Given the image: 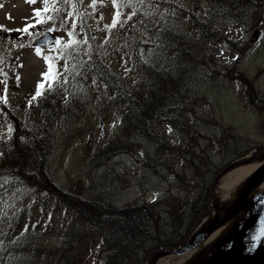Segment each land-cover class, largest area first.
<instances>
[{"label": "rangeland", "instance_id": "rangeland-1", "mask_svg": "<svg viewBox=\"0 0 264 264\" xmlns=\"http://www.w3.org/2000/svg\"><path fill=\"white\" fill-rule=\"evenodd\" d=\"M233 1L48 0L46 5L44 0H0V142L17 149L20 125L39 124L49 132L50 143L45 182L29 188L24 180L25 186L11 188L9 178L0 175V264H104L106 254L101 253L96 239L85 246L75 244L65 258L60 256L70 230L82 224L62 197V190L83 198L101 193L114 207L158 203L157 211L163 215L165 203L179 207L178 203L192 197L190 185L198 181L197 176L210 177L212 165L225 163L214 177L213 204L191 236L212 222L216 230L224 218L242 210L245 219L250 217L261 195L251 194L254 187L246 184L248 177L234 184L225 182L240 168L264 165V6L239 24ZM45 7L48 11L41 19L46 30L42 33H51L56 41L37 48L35 37L28 39L16 31L34 21L32 15L36 10L44 12ZM190 16L209 24L218 39L200 42ZM257 30L260 36L252 40ZM160 31L175 33L196 48L198 59L192 69L181 72L179 87L194 98L197 116L214 121L204 123L187 114L190 129L181 133L157 121L158 133L180 151L158 153L146 139L130 138L134 145L125 153L120 148L126 137L118 106L110 91L94 78L93 63L100 62L138 90L152 71L177 67L169 65L173 54L160 55L154 46ZM37 49H41L40 55ZM45 57L53 65L54 79L46 80L43 75L49 69ZM40 84H44L40 91H45L36 97ZM222 134L229 136L230 149L216 153L213 136ZM108 146L113 152L103 165L94 162V156ZM183 148L192 152L195 165H189ZM142 149L158 153V158L164 156L165 165L155 171L143 166ZM205 153L208 164L201 163ZM230 165L234 168L222 174ZM177 175L183 176V182ZM211 248L193 263L181 261L183 255L155 259L158 251L145 254V264L154 259L151 264H211L212 254L206 256Z\"/></svg>", "mask_w": 264, "mask_h": 264}, {"label": "trees", "instance_id": "trees-1", "mask_svg": "<svg viewBox=\"0 0 264 264\" xmlns=\"http://www.w3.org/2000/svg\"><path fill=\"white\" fill-rule=\"evenodd\" d=\"M263 5L264 0H234L233 15L236 20L243 22L250 19L254 12L260 10ZM190 17L200 42H214L218 39L209 24L194 16ZM30 25H35V27H28V25L25 27L28 31L22 29L16 32L29 39L46 30L44 22L37 21ZM41 26L44 27L41 28ZM158 34L160 37L156 38L157 42L154 45L158 47V53L160 55L173 54L169 65L173 63L177 67L171 65L161 72L152 71V75L144 81L145 85L137 87L138 90L100 62L93 63L94 78L110 91L113 102L118 106L122 123L121 130L126 137V143L120 148L125 153H129L131 145H134L130 138L146 139L157 149L158 153L159 150L167 151L168 149L180 151L179 147L173 148L158 133L155 128L157 121H162V124L167 125L170 131L175 133L190 129L185 119L187 114L198 117L204 123L210 124L214 121L197 116L193 108L194 98L186 95L179 87L181 72L192 69L194 62L198 59L195 53L196 48H192L187 40H182L175 33L169 35L168 31H160ZM169 44H172V48L168 47ZM175 72L180 73L174 75ZM20 126L23 128L21 136L17 137L19 142L17 149L14 145L7 148L4 142H0V175L9 178L7 186L11 188L24 186V180L30 183L27 184L28 186L37 187L39 182L48 180L49 132L46 127L39 124L33 127ZM196 133L199 132L194 131V134ZM226 135L222 134L219 138L214 137L217 139L213 144L216 153L221 150L227 152L230 149L231 142L229 136L225 137ZM136 145L140 148L138 144ZM183 149L187 152L189 165H195L192 152L188 148ZM141 151L144 153L143 166L151 167L155 171L158 166L165 165L164 156L158 158V153L152 155L146 149ZM111 152L113 149L110 150L108 146L101 154L94 156L93 161L103 165V160ZM202 158L201 163L208 164L206 153ZM202 158L198 159L201 161ZM224 162H231V159ZM224 164L212 165L210 177L197 174L199 175L197 176L198 181L190 185L194 189L192 197L178 203L179 207L165 203L163 215L157 211L158 203L146 204L143 201L139 204L129 203L114 207L111 202H108L109 197L104 198L101 193L90 198H83L81 195L62 190V197L74 208L72 213L82 224L70 230L63 242L65 247L61 249L63 254L60 256L65 258V254L73 250L75 244L85 246L90 239H96L99 242L101 253L106 254V257L103 256L104 264H145L148 259L144 258L145 254L149 256L162 248L179 247L185 244L198 220L213 204L211 201L212 184L215 175L220 173ZM169 171L172 172V170ZM195 171L193 169V172ZM260 173V171L256 172L247 185H252ZM177 177L183 182V176L177 175ZM184 183L188 186L187 182L184 181ZM72 202L76 204L72 206Z\"/></svg>", "mask_w": 264, "mask_h": 264}, {"label": "water", "instance_id": "water-1", "mask_svg": "<svg viewBox=\"0 0 264 264\" xmlns=\"http://www.w3.org/2000/svg\"><path fill=\"white\" fill-rule=\"evenodd\" d=\"M53 42L54 38L49 33H46L35 41V45L45 47ZM230 169L231 167L225 169L224 173ZM228 218L231 217L229 216ZM215 228L214 223L205 225L191 238L188 244L176 249H163L157 254L155 259L162 256L186 254L198 247ZM211 264H264V192L251 216L238 230L229 248L216 255Z\"/></svg>", "mask_w": 264, "mask_h": 264}, {"label": "bare ground", "instance_id": "bare-ground-1", "mask_svg": "<svg viewBox=\"0 0 264 264\" xmlns=\"http://www.w3.org/2000/svg\"><path fill=\"white\" fill-rule=\"evenodd\" d=\"M257 167H258L257 164H252V165L246 166L244 168H240L239 170H236L232 176L233 178L232 179L228 178L225 182V185H227L228 182H230L232 184L240 182L241 180L246 178L250 173H252V171L255 170ZM28 187L31 188L30 186H28ZM16 188H18V187H16ZM263 189H264V177L261 180V182L253 188V190L251 191V194L254 192V194H252V195H256ZM243 218H244V210L239 212L233 219H230L227 222L221 224L197 248H195V249L189 251L188 253L184 254L181 261H183L184 263H193V262L199 260L200 258H202V256H204L206 254V252L208 250H210V248L214 245V243L219 238H221L222 236L227 234V232H229L235 225L240 223Z\"/></svg>", "mask_w": 264, "mask_h": 264}, {"label": "snow or ice", "instance_id": "snow-or-ice-1", "mask_svg": "<svg viewBox=\"0 0 264 264\" xmlns=\"http://www.w3.org/2000/svg\"><path fill=\"white\" fill-rule=\"evenodd\" d=\"M27 2H28V3H35L36 0H27ZM94 2H95V0H94ZM44 3L47 5V4H48V0H44ZM43 11H44V12H47V11H48V8L45 7V8L43 9ZM118 15H119V13L117 14V16H118ZM35 16H36V17H40V16H41V10H36V12H35ZM39 22H40V23H43L44 21L41 19V20H39ZM113 26H115V20H114ZM28 27H35V25H29ZM23 30H24V31H28V28H25V29H23ZM59 43H60V42L57 41V44H59ZM36 51H37V54H38V55L41 54V49H37ZM45 59H46V61H49V69H48V72L44 73L43 75H44V77H45L46 80L49 79V78L54 79V78H55V73H54L53 65H52V63L50 62V58L45 57ZM48 86L51 87V84H49ZM43 87H44V84H40V85L38 86V89H37V92H36V97H38V96L41 95V91H40V89L43 88ZM36 97H34V99H35Z\"/></svg>", "mask_w": 264, "mask_h": 264}, {"label": "flooded vegetation", "instance_id": "flooded-vegetation-1", "mask_svg": "<svg viewBox=\"0 0 264 264\" xmlns=\"http://www.w3.org/2000/svg\"><path fill=\"white\" fill-rule=\"evenodd\" d=\"M231 243V241L229 240V239H227L225 242H224V246L222 247V248H220V249H216V251L213 253V255H212V259L216 256V255H219V254H221L222 253V251H224L227 247H228V245ZM229 248V247H228ZM204 264H208V261H206Z\"/></svg>", "mask_w": 264, "mask_h": 264}]
</instances>
